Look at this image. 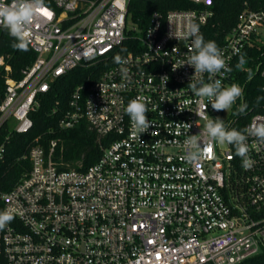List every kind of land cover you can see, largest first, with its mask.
Segmentation results:
<instances>
[{"label": "built area", "instance_id": "obj_1", "mask_svg": "<svg viewBox=\"0 0 264 264\" xmlns=\"http://www.w3.org/2000/svg\"><path fill=\"white\" fill-rule=\"evenodd\" d=\"M50 1L29 30L35 61L20 80H6L0 128L29 132L30 113L53 82L108 62L98 80L75 89L58 123L70 130L85 121L107 145L101 143L100 159L84 170L54 163L56 140L48 153L40 145L29 149L30 172L0 193V212L14 215L0 230V264H241L264 254V144L248 137L254 161L248 170L227 143L213 144L195 164L185 160V141L206 124L196 113L209 103L189 83L209 81L187 65L191 39L171 34L179 36L189 24L202 33L214 16V0H191L197 5L192 10L155 12L145 29L128 27L130 0ZM257 43H264V5L246 0L220 49L233 70ZM118 54L129 60L130 83L114 62ZM253 71L264 78V61ZM215 78L224 87L236 83L232 71ZM136 98L147 104L153 124L141 135L124 111ZM242 103L243 95L230 113L210 103L206 112L229 130L264 122L263 114L237 115Z\"/></svg>", "mask_w": 264, "mask_h": 264}, {"label": "trees", "instance_id": "obj_2", "mask_svg": "<svg viewBox=\"0 0 264 264\" xmlns=\"http://www.w3.org/2000/svg\"><path fill=\"white\" fill-rule=\"evenodd\" d=\"M245 1L214 0L211 7L214 16L201 33L205 40L215 41L220 48L225 35L235 25ZM248 1L252 3L257 0ZM258 1L264 5V0ZM45 3L51 5L50 0H45ZM195 8L197 5L191 0H130L128 19L139 28L145 29L155 12ZM11 44L12 37L7 31L0 29V58L4 61L0 66V104L5 97L6 80H20L22 70L31 66L36 59V54L29 45L28 51H18L13 49ZM125 48L127 44L124 50ZM242 55L246 63L237 67L238 59L232 70L233 81L244 87L243 103L248 105L247 112L251 115H264V99H259L258 102V98L264 97V78L260 73L255 74L253 71L255 64L264 61V43H257L254 47L245 49ZM110 64L107 62L90 68H77L53 82L50 90L38 97L39 106L30 113L33 127L29 132H12L7 124L0 128V150H3L0 152V193L12 190L30 172L31 162L24 156L28 155L29 149L34 145L42 146L48 153L50 142L58 141L52 159L60 169L84 170L100 159L101 143L104 146L107 141L100 143L97 134L85 121L70 130H60L58 123L68 110L69 100L75 89L88 81L98 80ZM6 66L10 67V71L5 69ZM244 67H250V71H243ZM241 264H264V254L248 258Z\"/></svg>", "mask_w": 264, "mask_h": 264}, {"label": "clouds", "instance_id": "obj_3", "mask_svg": "<svg viewBox=\"0 0 264 264\" xmlns=\"http://www.w3.org/2000/svg\"><path fill=\"white\" fill-rule=\"evenodd\" d=\"M46 7L45 0H0V28L7 31L9 36L12 37L11 47L13 49L28 51V34L32 22ZM171 35L176 39H191L192 54L187 65L194 69V74L207 73L209 82H204L202 78L194 81L190 80L189 87L194 95L207 98L215 111H228L231 109L237 99L243 95V89L236 83L224 87L221 80L215 78L222 71H232L223 58L222 51L217 43L212 40L206 41L197 24H189L187 30L179 36L173 33ZM114 62L120 66L119 72L122 80L130 83V69L127 67L129 60L118 54L114 57ZM245 63V58L241 55L237 67ZM175 69L173 67V70ZM259 99H264V97L258 98V102ZM207 105H203V110L196 113L199 118L206 121V124L202 131L196 135H191L185 141L187 148L185 160L195 164L209 152L213 144L227 143L235 146L236 155L242 160V167L245 170L250 169L254 161L249 156L248 137H254L259 143L264 144V122L255 123L243 132L236 129L229 130L223 119L219 117L212 118L207 114ZM247 107V103L240 104L237 115L246 114ZM124 111L130 119L132 129L138 135L147 132L153 126L148 119L147 104L141 98L130 100ZM162 115H164L163 112ZM183 124L188 128L191 127L190 124ZM13 219L14 215L11 211L0 212V230L5 229Z\"/></svg>", "mask_w": 264, "mask_h": 264}, {"label": "rangeland", "instance_id": "obj_4", "mask_svg": "<svg viewBox=\"0 0 264 264\" xmlns=\"http://www.w3.org/2000/svg\"><path fill=\"white\" fill-rule=\"evenodd\" d=\"M128 27H129V28H133V27H135V25L133 24V22H130V21H129V22H128ZM231 109H232V108H231ZM231 109L228 110L229 113H230Z\"/></svg>", "mask_w": 264, "mask_h": 264}, {"label": "water", "instance_id": "obj_5", "mask_svg": "<svg viewBox=\"0 0 264 264\" xmlns=\"http://www.w3.org/2000/svg\"><path fill=\"white\" fill-rule=\"evenodd\" d=\"M139 1H149V0H139Z\"/></svg>", "mask_w": 264, "mask_h": 264}, {"label": "snow or ice", "instance_id": "obj_6", "mask_svg": "<svg viewBox=\"0 0 264 264\" xmlns=\"http://www.w3.org/2000/svg\"><path fill=\"white\" fill-rule=\"evenodd\" d=\"M209 151H211V150L209 149Z\"/></svg>", "mask_w": 264, "mask_h": 264}]
</instances>
